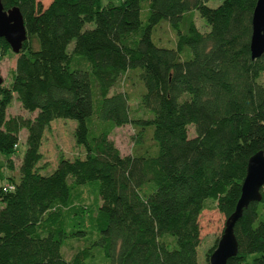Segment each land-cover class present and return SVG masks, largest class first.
I'll return each mask as SVG.
<instances>
[{
	"label": "trees",
	"instance_id": "16d2710c",
	"mask_svg": "<svg viewBox=\"0 0 264 264\" xmlns=\"http://www.w3.org/2000/svg\"><path fill=\"white\" fill-rule=\"evenodd\" d=\"M209 1L0 0L19 10L27 35L0 86V264H197L207 202L224 230L249 158L264 152V53L250 54L257 0ZM9 52L0 38V58ZM129 88L146 118L132 115ZM14 98L34 117L8 118ZM56 119L76 121L84 154L41 174ZM126 125L133 151L122 156L109 136ZM24 130L18 178L6 179ZM260 192L235 224L227 264H264ZM82 239L67 260L66 242Z\"/></svg>",
	"mask_w": 264,
	"mask_h": 264
},
{
	"label": "rangeland",
	"instance_id": "374dc122",
	"mask_svg": "<svg viewBox=\"0 0 264 264\" xmlns=\"http://www.w3.org/2000/svg\"><path fill=\"white\" fill-rule=\"evenodd\" d=\"M41 1L43 5H46L50 0ZM221 1L222 0H211L206 5L210 8H216L220 5ZM110 2L113 4H119L121 0H100L101 5H106ZM144 17L145 16L142 15V18ZM191 17L194 24L201 32L207 31L204 21L201 19L198 12H192ZM162 24H165V22H162ZM87 28H92V25H88ZM156 36L160 38L162 43H164L167 39L171 40L173 38L172 34H170L169 28L166 25L158 28L156 31ZM157 46L164 47L158 44ZM16 58L17 55L13 54L12 52H9L4 57L0 58V77L3 81L2 84L5 86H8L11 83V76L15 67ZM259 83L264 85V75L260 77ZM118 90H120V87H117L113 91ZM136 90L137 89L132 90L129 88V93L131 95L130 97L132 99V115L135 117L146 118L148 115L140 108L139 102L135 99ZM16 116L32 118L34 117V114H29L23 111L19 103L14 98L7 110V117L11 118ZM75 127L76 121L74 120L56 119L51 122L49 128L44 133L42 146L40 148V152L42 154V161L39 163V166L42 167V170L40 171L41 174H47L48 172L51 173L56 168L59 157H64L70 160L77 157H83L84 148L77 146L74 141L73 133ZM133 134L134 131L131 126L126 125L114 129V131L109 136V140L114 143V146L119 150L122 156H128L132 154L133 151ZM188 135L189 137H194L195 133L192 127L188 128ZM25 137L26 131L24 130L19 135L20 143L16 150L15 156H13L11 160L13 164V170L10 171L7 168L2 169L6 179L9 177L14 179L18 178V167L26 149ZM5 182H8V180ZM262 192L264 194V187L262 188ZM213 205V203L207 202V210L203 211L199 218L201 228V242L197 248V264H206V259L214 251V244L220 239L224 227L225 219L213 208ZM86 244L87 243L83 239L82 241H67L66 245L61 250V254H64V257L69 260L78 249L83 248L86 246Z\"/></svg>",
	"mask_w": 264,
	"mask_h": 264
},
{
	"label": "water",
	"instance_id": "95a60500",
	"mask_svg": "<svg viewBox=\"0 0 264 264\" xmlns=\"http://www.w3.org/2000/svg\"><path fill=\"white\" fill-rule=\"evenodd\" d=\"M252 34L250 40L251 59H258L264 53V0H257L252 14ZM0 38H3L13 54L17 55L27 39L23 18L17 8L4 10L0 2ZM0 77V86L2 85ZM264 187V152L251 156L247 162L246 175L241 186V195L234 213L226 220L225 228L216 248L209 256V264H227L238 251L234 235L236 222L243 210L253 202H260Z\"/></svg>",
	"mask_w": 264,
	"mask_h": 264
}]
</instances>
